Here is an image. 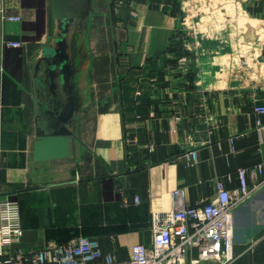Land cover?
I'll use <instances>...</instances> for the list:
<instances>
[{
  "label": "crops",
  "instance_id": "0c3cea01",
  "mask_svg": "<svg viewBox=\"0 0 264 264\" xmlns=\"http://www.w3.org/2000/svg\"><path fill=\"white\" fill-rule=\"evenodd\" d=\"M0 2L19 18L0 15V197L18 205L25 250L84 236L125 262L152 244L172 191L205 204L240 169L264 178V0H89L61 33L52 0ZM50 45L69 74L74 156L35 162L34 64ZM232 254L264 264V185L235 212Z\"/></svg>",
  "mask_w": 264,
  "mask_h": 264
},
{
  "label": "built area",
  "instance_id": "2783aa9c",
  "mask_svg": "<svg viewBox=\"0 0 264 264\" xmlns=\"http://www.w3.org/2000/svg\"><path fill=\"white\" fill-rule=\"evenodd\" d=\"M0 15L6 21L18 17ZM20 47L16 41L6 43ZM256 114L264 115V104L253 106ZM259 127L263 126L257 123ZM152 150V146L148 147ZM187 159L196 162V152L187 153ZM262 172V165L257 167ZM255 172V171H254ZM246 171L238 170V186L227 190L218 184L216 192L205 203L185 206L183 191L171 192L173 208L151 219L152 244H135L128 261L119 262L109 254H102L95 238L79 236L65 244L46 243L36 250H25L20 245L22 226L16 202L0 197V263L6 264H232L234 216L239 206L247 202L264 185V178H253L247 183ZM191 251L196 256L188 258Z\"/></svg>",
  "mask_w": 264,
  "mask_h": 264
},
{
  "label": "water",
  "instance_id": "95a60500",
  "mask_svg": "<svg viewBox=\"0 0 264 264\" xmlns=\"http://www.w3.org/2000/svg\"><path fill=\"white\" fill-rule=\"evenodd\" d=\"M90 11L89 0H52V17L60 33L74 20ZM64 58L50 45L43 50L35 67V88L38 95L33 160L35 162L72 158L74 156L73 108L66 102L69 74ZM41 62L44 67L40 66ZM41 76L37 77V73ZM57 91V92H56ZM59 95V101L56 95ZM68 100V99H67Z\"/></svg>",
  "mask_w": 264,
  "mask_h": 264
},
{
  "label": "rangeland",
  "instance_id": "374dc122",
  "mask_svg": "<svg viewBox=\"0 0 264 264\" xmlns=\"http://www.w3.org/2000/svg\"><path fill=\"white\" fill-rule=\"evenodd\" d=\"M208 1H210V0H208ZM210 4V3H209Z\"/></svg>",
  "mask_w": 264,
  "mask_h": 264
}]
</instances>
